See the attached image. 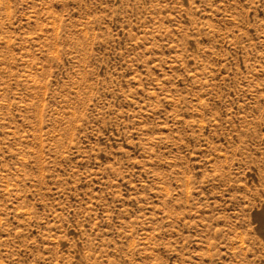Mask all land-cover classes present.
Returning a JSON list of instances; mask_svg holds the SVG:
<instances>
[{"label":"rangeland","instance_id":"obj_1","mask_svg":"<svg viewBox=\"0 0 264 264\" xmlns=\"http://www.w3.org/2000/svg\"><path fill=\"white\" fill-rule=\"evenodd\" d=\"M0 264H264V0H0Z\"/></svg>","mask_w":264,"mask_h":264}]
</instances>
